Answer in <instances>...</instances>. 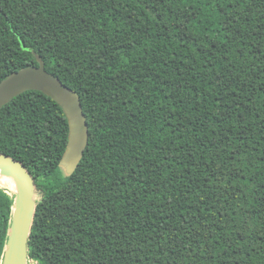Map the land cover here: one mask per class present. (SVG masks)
<instances>
[{
  "label": "trees",
  "instance_id": "16d2710c",
  "mask_svg": "<svg viewBox=\"0 0 264 264\" xmlns=\"http://www.w3.org/2000/svg\"><path fill=\"white\" fill-rule=\"evenodd\" d=\"M41 62L90 136L69 174L60 105L0 110L35 182L29 264H264V0H0V84Z\"/></svg>",
  "mask_w": 264,
  "mask_h": 264
},
{
  "label": "water",
  "instance_id": "95a60500",
  "mask_svg": "<svg viewBox=\"0 0 264 264\" xmlns=\"http://www.w3.org/2000/svg\"><path fill=\"white\" fill-rule=\"evenodd\" d=\"M28 91H38L60 105L68 119V149L62 159L67 172L79 167L89 144V123L77 93L48 73L44 63L13 73L0 84V110ZM0 169L18 186L15 212L3 264H28V242L37 210L35 182L25 165L0 153Z\"/></svg>",
  "mask_w": 264,
  "mask_h": 264
},
{
  "label": "bare ground",
  "instance_id": "6f19581e",
  "mask_svg": "<svg viewBox=\"0 0 264 264\" xmlns=\"http://www.w3.org/2000/svg\"><path fill=\"white\" fill-rule=\"evenodd\" d=\"M0 181H7V182H10V183L14 184V185H12V184H10V185H12L16 189L17 192L19 191L18 186L15 183V181L12 178H10V177L5 176L3 174L2 169H0Z\"/></svg>",
  "mask_w": 264,
  "mask_h": 264
},
{
  "label": "rangeland",
  "instance_id": "374dc122",
  "mask_svg": "<svg viewBox=\"0 0 264 264\" xmlns=\"http://www.w3.org/2000/svg\"><path fill=\"white\" fill-rule=\"evenodd\" d=\"M10 184H12V183L7 182V181H0V186L2 188L6 189L7 191H9L10 193H12L13 191H12V188L10 187ZM12 185H14V184H12ZM28 264H29V262H28ZM30 264H36V263L34 261H32V262H30Z\"/></svg>",
  "mask_w": 264,
  "mask_h": 264
}]
</instances>
